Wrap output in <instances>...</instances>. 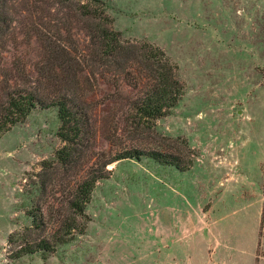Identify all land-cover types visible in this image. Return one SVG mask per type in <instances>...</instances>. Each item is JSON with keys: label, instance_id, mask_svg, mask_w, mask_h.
<instances>
[{"label": "rangeland", "instance_id": "1", "mask_svg": "<svg viewBox=\"0 0 264 264\" xmlns=\"http://www.w3.org/2000/svg\"><path fill=\"white\" fill-rule=\"evenodd\" d=\"M22 8L12 23L17 47L0 51L3 66L41 52L34 40L20 43V22L31 18ZM105 12L121 39L166 53L183 93L165 115L128 132L122 101L97 78L86 96L95 127L70 167L55 158L64 144L55 106L36 105L1 133L0 264H151L155 243L174 230L189 264H252L251 244L258 253L264 239V0H106ZM73 37L86 43L82 31ZM131 146L188 165L147 154L108 162L84 216L69 209L66 197L93 163ZM37 237L54 247L15 257L18 244Z\"/></svg>", "mask_w": 264, "mask_h": 264}, {"label": "trees", "instance_id": "2", "mask_svg": "<svg viewBox=\"0 0 264 264\" xmlns=\"http://www.w3.org/2000/svg\"><path fill=\"white\" fill-rule=\"evenodd\" d=\"M105 1L0 0V51L8 43L17 47L12 23L16 22L19 4L31 15L20 22V43L27 46L34 40L41 49L38 60L26 62L14 56L7 66H3L0 53V134L24 121L36 105L55 106L60 121L58 135L64 142L56 150L55 158L62 167L76 164L82 154L84 135L95 127L86 96L94 91L97 78L113 87L115 95L111 98L122 101L125 116L121 130L128 132L165 115L183 93L177 65L156 45L121 39L105 12ZM79 31L87 38L85 44L73 37ZM123 85L134 94L122 95ZM141 154L182 169L188 165L176 156L156 150L122 148L102 162L93 163L95 166L75 183L71 195L66 197L68 208L84 216L85 205L95 182L103 177L105 165L118 159L138 158ZM44 187L46 184L41 182L40 190ZM65 227L74 226L67 223ZM66 239L59 235L55 241ZM18 245L15 257L54 247L40 237Z\"/></svg>", "mask_w": 264, "mask_h": 264}, {"label": "crops", "instance_id": "3", "mask_svg": "<svg viewBox=\"0 0 264 264\" xmlns=\"http://www.w3.org/2000/svg\"><path fill=\"white\" fill-rule=\"evenodd\" d=\"M203 239H205L203 237ZM187 249V248H186ZM189 251V247L187 252ZM255 253L257 255H255ZM257 256V260L255 259ZM251 262L254 264H264V239L259 247V252H255L254 244H251ZM188 258L184 259V246L183 243L180 244L178 240V234L174 232L171 236L166 238L165 245L159 243L158 241L155 243L154 248L151 253V264H184V260L186 264L188 263Z\"/></svg>", "mask_w": 264, "mask_h": 264}]
</instances>
